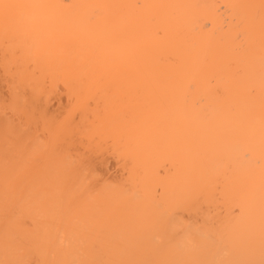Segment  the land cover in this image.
<instances>
[{
	"label": "bare ground",
	"instance_id": "6f19581e",
	"mask_svg": "<svg viewBox=\"0 0 264 264\" xmlns=\"http://www.w3.org/2000/svg\"><path fill=\"white\" fill-rule=\"evenodd\" d=\"M0 264H264V0H0Z\"/></svg>",
	"mask_w": 264,
	"mask_h": 264
}]
</instances>
